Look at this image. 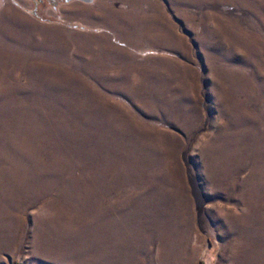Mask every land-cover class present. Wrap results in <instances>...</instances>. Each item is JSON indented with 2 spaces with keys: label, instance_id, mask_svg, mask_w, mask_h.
Returning <instances> with one entry per match:
<instances>
[{
  "label": "rangeland",
  "instance_id": "1",
  "mask_svg": "<svg viewBox=\"0 0 264 264\" xmlns=\"http://www.w3.org/2000/svg\"><path fill=\"white\" fill-rule=\"evenodd\" d=\"M0 264H264V0H0Z\"/></svg>",
  "mask_w": 264,
  "mask_h": 264
},
{
  "label": "trees",
  "instance_id": "2",
  "mask_svg": "<svg viewBox=\"0 0 264 264\" xmlns=\"http://www.w3.org/2000/svg\"><path fill=\"white\" fill-rule=\"evenodd\" d=\"M46 1L49 2V3H55L56 2V0H46Z\"/></svg>",
  "mask_w": 264,
  "mask_h": 264
}]
</instances>
